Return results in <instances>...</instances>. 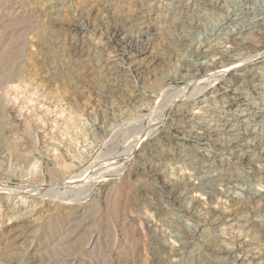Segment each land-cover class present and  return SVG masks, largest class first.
I'll list each match as a JSON object with an SVG mask.
<instances>
[{
  "label": "rangeland",
  "instance_id": "1",
  "mask_svg": "<svg viewBox=\"0 0 264 264\" xmlns=\"http://www.w3.org/2000/svg\"><path fill=\"white\" fill-rule=\"evenodd\" d=\"M261 3L153 0L151 11L143 0H0V264H157L156 239L177 248L185 231H196L193 245L164 264H218L203 249L210 237L236 247L230 263L264 264V199L222 195L264 192V127L247 133L264 121ZM125 36L141 50H122ZM210 48L225 51L218 61H248L231 78L189 73L184 55ZM209 86L229 92L209 99ZM163 153L179 172L151 165ZM212 166L224 176L202 180ZM188 170L198 174L173 196L189 198L173 200L169 182Z\"/></svg>",
  "mask_w": 264,
  "mask_h": 264
},
{
  "label": "bare ground",
  "instance_id": "2",
  "mask_svg": "<svg viewBox=\"0 0 264 264\" xmlns=\"http://www.w3.org/2000/svg\"><path fill=\"white\" fill-rule=\"evenodd\" d=\"M144 1V5L147 7L146 9H149L150 8V10H151V8H153V5H155V4H153V0L151 1V0H143ZM260 2V1H259ZM258 2V3H259ZM255 12L254 13H256L257 15H260V16H256V14H253V15H255L256 17H255V21L257 22V24L259 23V24H264V0H262V3L261 4H256V6H255ZM152 11V10H151ZM128 17H129V15H128ZM252 18H254V17H252ZM129 20V19H128ZM132 20V19H131ZM252 20V19H251ZM250 20V21H251ZM246 21V20H245ZM249 21V20H248ZM132 22V21H131ZM141 22H143V21H141ZM252 22V21H251ZM250 22V23H251ZM256 22H254V23H256ZM253 23V22H252ZM192 24H195L194 22L192 23ZM198 24L199 23H197L196 25L198 26ZM246 24V23H245ZM142 25V24H141ZM148 25H149V23H148ZM195 25V26H196ZM252 25V24H251ZM144 26V25H143ZM192 27H194V25H191ZM241 31H246V30H249L250 28H248V26H242L241 28ZM251 30H253V29H251ZM233 34V33H232ZM240 34V33H239ZM239 36V35H238ZM124 38V41L121 43L122 44V50H124V51H126L127 50V45H130V47H133V46H135L136 47V51L135 52H138L139 50H141V49H139L138 48V41L136 40V43H133V39H128L126 36L125 37H123ZM231 46V45H230ZM238 46V45H237ZM135 47H133V48H135ZM212 47V46H211ZM228 47V46H227ZM234 47V46H233ZM209 48V47H208ZM217 48V47H216ZM226 48V47H225ZM231 48V47H230ZM242 48H244V47H242ZM239 49H240V47H239ZM238 49V50H239ZM226 50V49H225ZM227 50H228V48H227ZM230 50V49H229ZM233 50V49H232ZM214 51H216V52H214ZM130 54L133 52V51H128ZM225 51L224 50H212L211 48L210 49H204V50H202V52L200 53V54H197V57H194V54L193 53H190V54H187L186 53V55H184V59H183V61L185 62L183 65H186V67H187V69H188V71H189V73H190V71H194L195 69H198L199 70V72H201V73H204L206 76L208 75V73L209 72H212V71H215V73H217V74H219L220 76H224V77H229V78H231V75H234V73L235 72H237L238 71V69L241 67V65L242 64H245V63H247V59L246 60H244V61H241L242 59L241 58H239V60H234L235 58H231L230 60H227V61H218V59L217 58H219V57H217V56H219V55H221V54H223ZM227 52H229V51H227ZM226 52V53H227ZM230 53V52H229ZM233 53H235V52H233ZM134 54V53H133ZM229 56H231V55H229ZM234 56V55H233ZM215 57H217L216 59H215ZM236 57V56H235ZM195 58H196V62H195ZM221 58V57H220ZM237 58V57H236ZM222 59V58H221ZM224 59V58H223ZM233 59V60H232ZM241 59V60H240ZM248 59H250V58H248ZM216 63V64H215ZM188 71L186 72V73H188ZM244 72V71H243ZM118 73V72H117ZM211 74V73H210ZM213 74V73H212ZM245 74H247V73H245ZM193 75H196L195 73H193ZM199 76V75H198ZM203 76V75H202ZM248 76V75H247ZM193 78V77H192ZM233 78V77H232ZM248 78V77H247ZM194 79H196V78H194ZM199 79H200V77H199ZM242 79H243V76H242ZM201 80V79H200ZM243 81H245V80H243ZM242 82V81H241ZM211 83V82H210ZM209 83V84H210ZM244 83V82H243ZM194 84V83H193ZM193 84H192V86L191 85H188L186 88H184V89H182V90H180L178 93H177V98H175V100H173V98H172V100L174 101V103H177V100L178 99H180V98H182V97H184V95H186L187 94V92H188V90L191 88V87H194L193 86ZM224 84V83H223ZM195 85V84H194ZM213 85V84H212ZM236 87V86H235ZM234 87V88H235ZM195 88V87H194ZM193 88V89H194ZM192 89V90H193ZM204 90L206 89L207 90V87H205V88H203ZM202 89V90H203ZM213 89V87L212 86H209L208 87V90L207 91H209V93H208V95H207V97L209 98V99H211V98H213V97H216L217 95H221L222 93H226V92H229V91H225L224 89V92H220V90H221V88L220 87H217V89L215 90H212ZM191 90V91H192ZM201 92H203V91H201ZM207 94V93H206ZM235 94H237V93H235ZM188 95V94H187ZM229 95V94H228ZM175 96V95H174ZM187 97V96H186ZM185 98V97H184ZM220 98V97H219ZM182 100V99H181ZM170 101H171V99H170ZM173 101H171V102H167L165 105V107H166V110L169 108H171L172 106H173ZM176 101V102H175ZM180 101V100H179ZM214 102V101H213ZM249 102V101H248ZM205 106V105H204ZM163 109V108H162ZM263 110V109H262ZM261 110V111H262ZM162 111V110H161ZM165 111V110H164ZM257 112H259V111H257ZM197 113V112H196ZM262 113V112H261ZM162 114H164L165 115V112L163 113V111L162 112H160V115H162ZM186 115V114H185ZM204 115V114H203ZM194 116V115H193ZM206 116V115H205ZM160 118H162V117H160ZM231 118V117H230ZM232 119V118H231ZM159 120V119H158ZM216 120V119H215ZM222 120V119H221ZM203 121V120H202ZM217 121V120H216ZM232 121H233V119H232ZM235 121V120H234ZM186 122V121H185ZM184 122V123H185ZM201 122V121H200ZM218 122V121H217ZM244 122V121H243ZM245 122H247V121H245ZM244 122V123H245ZM253 122V121H252ZM258 122H260V121H258ZM203 123H204V121H203ZM203 123H201V124H203ZM263 123V124H262ZM262 123H261V127L259 126V128H256V127H253V128H248L247 129V133L248 134H257V133H261L262 134V132H263V129H262V127H264V126H262V125H264V121H262ZM158 124V123H157ZM187 124V123H186ZM186 124H185V126H186ZM232 124V123H231ZM237 124V123H236ZM250 124V123H249ZM151 125V124H150ZM214 125H215V123H214ZM179 126V125H178ZM181 126V125H180ZM183 126V125H182ZM188 126V125H187ZM229 126V125H228ZM249 126H251V125H249ZM258 126V125H257ZM190 128V127H189ZM225 128V127H224ZM228 128V127H227ZM217 129V128H216ZM238 128L236 127V125H235V127H234V129L232 128V129H229V130H227V132H229V131H234V130H237ZM240 129V128H239ZM180 132V131H179ZM237 132V131H236ZM233 133V132H232ZM243 133V132H242ZM245 133V132H244ZM238 134H241V133H238ZM235 135V134H234ZM137 136V135H136ZM147 136H146V133H141L138 137H135L136 138V142L137 143H141L145 138H146ZM235 137V136H234ZM239 137V139H240V136H238ZM238 137H236V138H234L235 140L238 138ZM264 138V137H263ZM247 139H249V138H247ZM252 139V138H251ZM220 140V139H219ZM231 140V139H230ZM238 140V139H237ZM168 141V140H167ZM171 141V140H170ZM232 141V140H231ZM249 141V140H248ZM135 142V141H134ZM145 142V141H144ZM230 143V142H229ZM133 145V144H132ZM135 145V144H134ZM181 145V144H180ZM238 145V144H237ZM264 145V144H263ZM243 146V145H242ZM156 147V146H155ZM161 149V148H160ZM174 149V148H173ZM135 150H136V148H132L131 149V151H130V155H133V153L135 152ZM173 151V150H172ZM163 152V151H162ZM175 152V151H174ZM168 153V152H167ZM190 153V152H189ZM125 155V154H124ZM169 155V154H168ZM168 155H166V154H158V156H155L154 157V159L155 158H157V162H156V164H154L153 163V160H151V165L153 166V167H155V168H158L159 166H162V171H163V173H172V174H174V173H177V172H179L180 171V167L181 166H178V165H175V166H173V165H171V163L169 164L168 162H167V160L170 158ZM172 155V154H171ZM196 155V154H195ZM127 156H128V154H127ZM112 159V158H111ZM127 159V158H126ZM152 159V158H151ZM170 160H172V159H170ZM185 161H188V159L187 158H185L184 159ZM114 162H116L117 163V161L115 160ZM175 163V162H174ZM191 163V162H190ZM108 164V163H107ZM112 164V163H111ZM115 164V163H114ZM113 164V165H114ZM177 164H179V163H177ZM180 164H181V161H180ZM183 164V163H182ZM191 164H193V163H191ZM124 165V164H123ZM185 167V166H184ZM189 167V166H188ZM197 167H199V166H197ZM196 167V168H197ZM202 167V166H201ZM201 167H199V168H201ZM217 167V166H216ZM214 167L212 166L211 167V169H213ZM161 169V168H160ZM198 169V168H197ZM206 169V168H205ZM228 169V168H227ZM226 169V170H227ZM191 170V169H190ZM192 170H193V167H192ZM208 170V169H207ZM218 172V171H217ZM224 172L225 171H223V169H222V172H220V173H216V169H213V171H212V174H210V176H205L204 178H202V180H208L209 179V181L211 182V181H214V177L217 175H220L221 174V177H222V175L224 174ZM232 173V172H231ZM234 173V172H233ZM186 174H190V175H196V174H198V172H193V171H187V172H185L184 174H182V176L180 177V178H178V179H175V180H173V181H171V182H169V185L170 186H172L173 187V192H172V194H171V197H172V199L173 200H179V201H181V200H183V199H185V198H189V196H188V194H187V191H178V196L176 197H174L173 196V194H174V192L176 191V190H178V188H180V186H182V185H184L186 182V180L188 179V175H186ZM226 174V173H225ZM81 176V175H80ZM180 176V175H179ZM224 176V175H223ZM231 176V175H230ZM233 176V175H232ZM241 176V175H240ZM226 177V176H225ZM235 177V176H234ZM242 177V176H241ZM227 178V177H226ZM231 178V177H230ZM197 179H200V178H198V177H196V180ZM211 179V180H210ZM216 179V178H215ZM225 179V178H224ZM233 179V178H232ZM78 180V179H77ZM79 180H80V178H79ZM196 180H190V181H194V183L195 184H199L200 182L199 181H196ZM218 180V179H217ZM72 181V180H71ZM75 181H76V179H75ZM188 181V180H187ZM218 181H220L221 182V180H220V176H219V180ZM225 181H226V179H225ZM209 182V183H210ZM223 182H224V180H223ZM214 183V182H213ZM208 184V183H207ZM206 184V185H207ZM231 184H232V181H231V179H229V182L226 184L228 187H231ZM242 184V183H241ZM244 184V183H243ZM242 184V185H243ZM216 185H218V184H216ZM246 185V184H245ZM222 186V185H221ZM220 186V187H221ZM235 186V185H234ZM227 187V188H228ZM237 187V186H236ZM236 187H234V188H236ZM193 188V187H192ZM195 188V187H194ZM202 188V187H201ZM225 188V187H224ZM256 188V187H255ZM258 188V187H257ZM11 189V188H10ZM203 189H205V194H208V196L212 199V196L215 194V193H217L218 192V186L217 187H215V189L214 188H210V187H208V188H203ZM221 189V188H220ZM237 189V188H236ZM242 189V188H241ZM0 190H4V192L7 190V188L5 187V188H3L2 186H1V188H0ZM9 190V189H8ZM186 190H187V188H186ZM190 190V189H189ZM188 190V191H189ZM195 190V189H194ZM225 190V189H224ZM224 190H222V195L227 199V200H229L230 202H233V203H235V204H237V202L238 201H244L245 199H247V201L250 199H253V198H256V199H261V200H263L264 199V192H263V190H261V189H245V187H244V190H237V191H241V192H233V190L231 191V188H230V190H228V191H225V192H223ZM19 191V190H18ZM171 191V190H170ZM169 191V193H171ZM191 191V190H190ZM189 193V192H188ZM221 193V192H220ZM222 196V197H223ZM221 197V198H222ZM223 197V198H224ZM200 198L196 195V196H194V197H192V199H191V203L192 204H194L195 205V203L199 200ZM214 199V198H213ZM172 200V201H173ZM184 201V200H183ZM219 201V200H218ZM224 201V200H223ZM246 201V200H245ZM168 202H169V200H168ZM189 202V203H190ZM219 202H222L221 200L219 201ZM227 203V202H226ZM248 203V202H247ZM239 204V203H238ZM243 204V203H242ZM245 204V203H244ZM164 205H166V204H164ZM223 205H224V202H223ZM227 205V204H226ZM241 205V204H240ZM239 205V206H240ZM246 205V204H245ZM244 205V206H245ZM236 207V206H235ZM235 207H233V208H235ZM238 207V206H237ZM242 207V206H241ZM160 208V205H158V209ZM217 208V210H216V212H218L219 210H218V207H216ZM232 208V209H233ZM156 209V208H155ZM222 209V208H221ZM227 209V210H226ZM161 210H163V209H160L159 211H161ZM225 210L226 211H222V213H223V215H225V217H227V216H230V215H232V210H228V208L226 207L225 208ZM196 212V211H195ZM215 212V213H216ZM166 217V216H165ZM193 217L194 218H196L194 215H193ZM164 218V217H163ZM200 218V217H199ZM228 218V217H227ZM174 219V218H173ZM222 220V219H221ZM229 220V219H228ZM201 221V220H200ZM224 221V220H223ZM165 222V221H164ZM219 222V221H218ZM160 223H161V220H160ZM168 223L166 222V223H164V225H167ZM191 224V223H190ZM157 225H158V222H157V224H156V228H157V230H158V227H157ZM152 226V225H151ZM189 226H191V225H189ZM193 226V225H192ZM196 226V225H195ZM198 226V225H197ZM154 227V226H153ZM160 227V226H159ZM166 227V226H165ZM247 227V226H246ZM156 228L155 229H153V231H154V233L153 234H155L154 236H155V238L156 237H158L159 236V233L156 231ZM192 228V227H191ZM190 228V229H191ZM152 229V228H151ZM164 229V228H163ZM187 230L189 229V228H186ZM161 230H162V227H161ZM167 230V229H166ZM160 231V230H159ZM172 231V230H171ZM242 231V230H241ZM169 232V231H168ZM203 232V231H202ZM246 232V231H245ZM152 233V232H151ZM255 233V232H254ZM162 234V233H161ZM160 234V235H161ZM168 234V233H167ZM195 234H196V231L194 232V233H186V231H185V234L184 233H181V234H178L177 235V238H174V240L176 241H174L175 243H176V245H177V248H174L171 244L169 245L167 242H165V241H162L161 239L159 240V239H156V241L158 242L157 243V245H156V248H155V252H156V254L158 255L157 257H156V262H157V264H160V263H162V264H164V262H169V260H171L173 257H174V254H179L180 252H181V249L182 250H184V249H189V248H191V246L193 245V239H194V236H195ZM202 234V233H201ZM214 234V233H213ZM239 234H243V233H239ZM248 234V233H247ZM259 234V233H258ZM163 236H164V234H162ZM223 235V234H222ZM260 235H261V233H260ZM167 236V235H166ZM217 236V235H216ZM241 236V235H240ZM254 236V235H253ZM257 236V235H256ZM173 238V237H172ZM219 237H215V239H212V240H210L211 239V237H210V239H209V242H208V245L206 246V247H204L203 249H205L204 251H206V252H209V253H211V255H213L214 256V258H216L217 259V263L218 264H238V263H233V262H231L230 263V261H229V259H231V258H233V260L234 261H238V259L240 258V256L239 255H236V250H235V248H231V247H229V246H226L223 242H222V240L219 238ZM239 238V237H238ZM254 238V237H253ZM169 239V238H168ZM258 240V239H257ZM256 240V241H257ZM153 241H154V239H153ZM250 241H252L251 239H250ZM255 241V242H256ZM249 242V241H248ZM255 244V243H254ZM234 247V246H233ZM202 249L200 250V251H198L197 252V255L198 256H200V257H205V256H203V254L205 253ZM202 252H204V253H202ZM161 253H164V254H168V256H165V257H162V256H160V254ZM207 254V253H206ZM206 254H204V255H206ZM167 257V258H166ZM206 257H207V255H206ZM243 258V257H242ZM166 260V261H165ZM256 261V260H255Z\"/></svg>",
  "mask_w": 264,
  "mask_h": 264
}]
</instances>
